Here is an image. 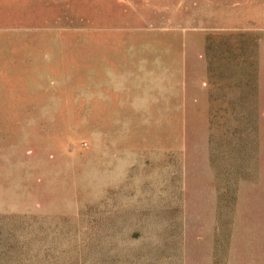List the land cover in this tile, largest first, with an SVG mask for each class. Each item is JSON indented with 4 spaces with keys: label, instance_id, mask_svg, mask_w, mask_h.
Here are the masks:
<instances>
[{
    "label": "rangeland",
    "instance_id": "rangeland-1",
    "mask_svg": "<svg viewBox=\"0 0 264 264\" xmlns=\"http://www.w3.org/2000/svg\"><path fill=\"white\" fill-rule=\"evenodd\" d=\"M0 264H264V0H0Z\"/></svg>",
    "mask_w": 264,
    "mask_h": 264
},
{
    "label": "crops",
    "instance_id": "crops-1",
    "mask_svg": "<svg viewBox=\"0 0 264 264\" xmlns=\"http://www.w3.org/2000/svg\"><path fill=\"white\" fill-rule=\"evenodd\" d=\"M2 33H5V35L7 34V30H4L2 28H0V35H2ZM2 49L0 48V53H1ZM263 204H264V188H263Z\"/></svg>",
    "mask_w": 264,
    "mask_h": 264
}]
</instances>
